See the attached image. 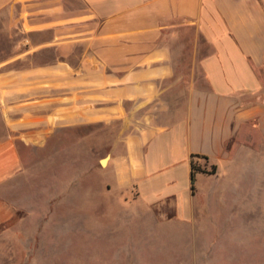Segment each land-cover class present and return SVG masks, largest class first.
<instances>
[{"label": "crops", "instance_id": "crops-1", "mask_svg": "<svg viewBox=\"0 0 264 264\" xmlns=\"http://www.w3.org/2000/svg\"><path fill=\"white\" fill-rule=\"evenodd\" d=\"M0 23L5 46L17 39L0 49V264L41 226L25 191L66 189L73 136L89 160L90 128L117 120L137 121L77 167L103 173L102 194L169 225L204 230L231 207L264 228V0H0ZM193 156L216 167L195 190Z\"/></svg>", "mask_w": 264, "mask_h": 264}, {"label": "rangeland", "instance_id": "rangeland-1", "mask_svg": "<svg viewBox=\"0 0 264 264\" xmlns=\"http://www.w3.org/2000/svg\"><path fill=\"white\" fill-rule=\"evenodd\" d=\"M16 41L7 39L5 46L0 34V49L7 47L10 52ZM3 57L5 54H0V59ZM179 96L177 88L173 114L180 105ZM140 115L135 114V118ZM135 121L117 120L91 127L89 144L95 157L89 160L85 155L77 156L73 136L72 183L64 189L58 180L49 195L47 180H37L32 184L33 192L25 191L24 196L33 195L40 207L41 226L36 223L37 228L20 233L15 248L17 262L8 264H264V228L253 221L256 216L240 215L238 209L229 207L225 209L229 221L221 225L208 224L204 230H194L190 224L169 225L139 205L117 200L114 194H102L99 183L104 181L103 173L89 171L82 178L77 167L109 155L123 135L134 129ZM91 180L95 189L90 195L86 187ZM57 194L61 198L50 205L46 198L55 200ZM245 219L253 229L242 228ZM29 222L31 218H27V229ZM4 250L9 252V248Z\"/></svg>", "mask_w": 264, "mask_h": 264}, {"label": "trees", "instance_id": "trees-1", "mask_svg": "<svg viewBox=\"0 0 264 264\" xmlns=\"http://www.w3.org/2000/svg\"><path fill=\"white\" fill-rule=\"evenodd\" d=\"M196 159H203L206 162L208 161L207 158L202 157V156H193L192 159V188L193 190H195V183H196V176L199 173H203V174H208V175H213L216 173V167L213 166L210 168V170H208V168L206 166H198L197 163L195 162Z\"/></svg>", "mask_w": 264, "mask_h": 264}, {"label": "water", "instance_id": "water-1", "mask_svg": "<svg viewBox=\"0 0 264 264\" xmlns=\"http://www.w3.org/2000/svg\"><path fill=\"white\" fill-rule=\"evenodd\" d=\"M107 160H108V157H106V158H104L103 160H101V165H102V166H105Z\"/></svg>", "mask_w": 264, "mask_h": 264}, {"label": "bare ground", "instance_id": "bare-ground-1", "mask_svg": "<svg viewBox=\"0 0 264 264\" xmlns=\"http://www.w3.org/2000/svg\"><path fill=\"white\" fill-rule=\"evenodd\" d=\"M107 163V162H106Z\"/></svg>", "mask_w": 264, "mask_h": 264}]
</instances>
